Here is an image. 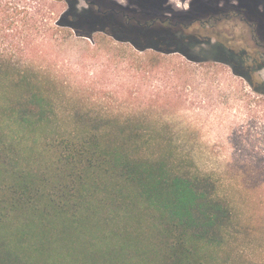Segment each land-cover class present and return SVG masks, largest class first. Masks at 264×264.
<instances>
[{
  "label": "trees",
  "instance_id": "trees-1",
  "mask_svg": "<svg viewBox=\"0 0 264 264\" xmlns=\"http://www.w3.org/2000/svg\"><path fill=\"white\" fill-rule=\"evenodd\" d=\"M153 6L131 15L73 5L57 25L95 45L94 31L80 33L70 19L114 23L101 31L102 42L141 54V72L167 55L195 63L211 55L264 95V82L241 71L249 60L253 71L264 69V39L256 56L219 37L213 42L206 29L228 16L231 0L169 17ZM63 95L51 67L0 56V264H236L229 236L237 216L215 175L149 117L70 99L76 103L68 109Z\"/></svg>",
  "mask_w": 264,
  "mask_h": 264
},
{
  "label": "rangeland",
  "instance_id": "rangeland-1",
  "mask_svg": "<svg viewBox=\"0 0 264 264\" xmlns=\"http://www.w3.org/2000/svg\"><path fill=\"white\" fill-rule=\"evenodd\" d=\"M209 1L0 0V56L13 57L22 67H51L63 82L68 109L76 103L70 100H78L96 110L135 111L162 126L185 157L196 159L203 173L215 175L220 194L232 203L238 224L229 241L236 264H264V95L211 55L200 63L167 55L152 72H141V54L127 45L118 49L115 42H102L101 31L116 28L114 23L70 19L68 24L80 33L89 27L94 31L95 45L67 36V31L75 32L57 25L73 5L78 12L123 10L133 15L149 4L169 17L200 4L208 7ZM231 4L234 9L227 17L207 25L213 42L219 37L236 51L261 56L264 0ZM253 66L252 60L246 61L241 71L255 83L264 82V69L255 72Z\"/></svg>",
  "mask_w": 264,
  "mask_h": 264
},
{
  "label": "flooded vegetation",
  "instance_id": "flooded-vegetation-1",
  "mask_svg": "<svg viewBox=\"0 0 264 264\" xmlns=\"http://www.w3.org/2000/svg\"><path fill=\"white\" fill-rule=\"evenodd\" d=\"M72 1V0H71ZM90 4H93V3H90ZM98 12H99V10H98Z\"/></svg>",
  "mask_w": 264,
  "mask_h": 264
}]
</instances>
